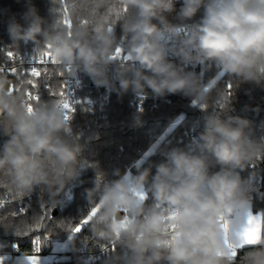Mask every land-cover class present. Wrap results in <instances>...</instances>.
<instances>
[{"label":"clouds","instance_id":"9594fccd","mask_svg":"<svg viewBox=\"0 0 264 264\" xmlns=\"http://www.w3.org/2000/svg\"><path fill=\"white\" fill-rule=\"evenodd\" d=\"M176 2L123 0L128 12L120 29L129 62L113 59L121 47L115 31L78 22L70 30L57 28L33 0H24V10L8 15L5 23L13 43L50 45L60 65L71 66L72 76L86 74L97 87L121 96L129 90L148 95L150 89L160 98L171 94L208 104L211 88L191 70L193 65L219 66L242 83L264 87V0H182L179 9ZM93 7L92 0H78L69 13L83 19L93 15ZM12 86L0 74V129L8 137L0 145V172L9 175L17 192L45 193L54 209L80 175L82 147L56 101L29 113L25 90L10 91ZM245 95L249 99L242 110L259 111L251 89ZM229 112L204 114L194 148L160 146L164 161L139 166L131 176L117 170L118 179L85 189L88 205H99L93 235L115 241L119 249L106 253L102 264H234L219 217L252 207L258 188L242 173L264 157V137L256 135L251 121ZM141 190L151 194V203L140 201ZM124 209L127 216L121 214ZM171 212L176 215L169 220ZM172 224L176 239L169 247L164 241L173 235ZM8 247L0 241V255ZM28 257L22 252L15 264H29ZM76 264H85L84 258ZM242 264H264V239L246 252Z\"/></svg>","mask_w":264,"mask_h":264},{"label":"trees","instance_id":"16d2710c","mask_svg":"<svg viewBox=\"0 0 264 264\" xmlns=\"http://www.w3.org/2000/svg\"><path fill=\"white\" fill-rule=\"evenodd\" d=\"M70 4L77 3L78 0H67ZM33 3L40 9L43 16L56 19L58 13H53L52 8H59L61 5L54 0H33ZM182 0H177L175 7L180 8ZM121 7V0H108L100 6V16L103 17L109 9ZM10 10V11H8ZM24 10V0H0V48H4V53H0V63L8 62L7 51L11 50L17 54V58L31 60L36 46L41 49L45 45H34L32 43H13L7 31L5 20L11 13H20ZM203 13L196 17L200 19ZM69 18L73 23L77 22L69 13ZM115 18V11H112L110 19ZM22 22V21H21ZM120 20L117 21L114 31L122 36ZM176 24L181 22L173 21ZM191 23V22H190ZM108 27L107 22H99ZM97 24V25H98ZM96 25V26H97ZM92 27V26H91ZM94 29V27H92ZM9 64V63H8ZM50 72L64 71L65 76L50 75L45 82L40 78L41 83L34 94L41 96L40 104L56 101L59 97L52 96L49 89L58 92L64 87V80L68 79L67 68L59 66H47ZM21 73L27 72L28 68H18ZM191 70L201 72L202 81L208 85L217 74V66L214 65H193ZM83 88L77 93L75 112L72 114L71 125L76 136L77 143L82 147L81 166L96 165V167H82L78 178L69 183L65 192L59 197L60 203L53 209L47 195L42 191H34L29 194L17 192L11 185L10 177L7 173L0 172V200L5 202V207L0 208V241L7 242L9 247L5 253L12 252L15 248L13 244H18V257L22 252L28 255L46 256L52 253L56 243L68 244L67 250L58 255L52 264H76L78 257L85 260V264H102L105 252L93 258L92 256L102 251V247L107 246L109 252H116L117 245L112 250L113 241H105L97 238L91 231V224L86 226L81 233L72 235L67 225L75 226L91 208L85 198V189L94 187L97 175L102 176L100 184L118 179L116 171L123 174L130 172L133 166L147 167L149 163L155 165L165 160L159 152V147L169 142L171 146L187 147L185 143H180L181 139H188L204 130L203 116L207 112H213L211 106L221 98V90L227 88V83L231 80L233 88L229 103L225 109H216L214 113L222 114L229 112V115L238 116L241 119L251 121L257 136L264 137V87L255 84L242 83L238 78L225 74V77L217 81L210 89L211 99L209 110L194 109L191 100L179 95H168L156 101L153 99L151 90L148 91V99L144 101L142 107L132 105V91L118 95L111 88L108 94L104 87H97L86 74L79 73ZM20 90H31L26 83L21 87L20 76L12 74L6 75ZM251 89V94L256 98L259 111H243V106L248 102L245 90ZM155 104V106H154ZM143 111H140V109ZM88 109V110H85ZM226 118V117H222ZM177 120L180 123L177 124ZM175 125V127H173ZM77 136L79 139H77ZM8 137L0 129V145ZM161 138H164L163 140ZM167 141V142H165ZM157 145L154 149L153 146ZM255 165V169L253 168ZM218 170V168H217ZM155 172V167L152 169ZM245 177H250L257 186L258 191L253 196L252 210L255 214H264V157H259L252 161L246 171L242 173ZM71 197L70 199L68 197ZM47 206L49 216L40 223L42 227L37 228L36 222L43 214L40 202ZM152 198L150 194L149 202ZM24 206L28 209L26 213H19V208ZM17 212L12 216V212ZM56 211V214H54ZM125 213H122L124 215ZM31 229V231H29ZM17 231H24L26 235H16ZM72 238L69 239V236ZM39 237L42 250L35 253L33 241ZM73 244L75 250H73ZM253 246H245L237 250L234 257V264H242V259L246 252ZM7 264V261H5Z\"/></svg>","mask_w":264,"mask_h":264},{"label":"snow or ice","instance_id":"6c2138e0","mask_svg":"<svg viewBox=\"0 0 264 264\" xmlns=\"http://www.w3.org/2000/svg\"><path fill=\"white\" fill-rule=\"evenodd\" d=\"M54 2L59 3L61 7L59 8H52L53 13H58L55 23L57 28L60 27H66L69 30L71 29L73 22L69 18V3L67 0H54ZM103 3H107L108 0H102ZM92 3L94 5L93 7V15L87 18L79 19L77 22L81 25H88L96 28V25L99 22H107L108 23V31L112 32L115 29V25L117 21L121 20L122 16L125 15L128 12L127 6L123 4V0H121V7L118 9H109L108 12L105 13L103 17L100 16V3L98 0H92ZM112 11H115V18L110 19ZM70 35V31H69ZM126 41V35L121 36V47H118L116 49V52L113 56L114 60H119L121 62H129L131 61V56L128 55L123 48V45ZM51 46L45 45L43 49H41L40 46H36L33 55L31 57V60L28 61L30 68L27 72L21 73L19 69L15 66V61L17 60V54L11 50L7 51L6 57L8 60L13 62V66L10 68H5L4 66H0V74H4L5 72L10 73L15 76H20L21 79L19 80V84L22 87L23 84H27L30 86L29 91L26 93L27 98V109L28 112L31 113L33 111L34 106L40 105L41 96L39 94H34V91L38 89L41 80L40 78H43L46 82L50 75H59L61 77L65 76L64 71L59 72H50L47 65H60V62L55 59V57L51 53ZM4 48H0V53H4ZM19 64L22 66L25 64V60L20 57L19 58ZM37 65H44L45 67H39ZM217 74L215 79H213L209 84L208 88H212L217 81L221 80V78L225 77L226 72L224 70H221L219 66H217ZM72 68L71 66L67 67V73L69 76H72ZM201 75H204L203 72H201ZM67 80H64V87L60 88L58 92L52 91L49 89V92L52 96L59 97L56 102L59 106H61L65 111V119L67 121H70L72 119V113L75 112V105L81 103L80 101L73 100L70 97L69 92L67 91ZM233 88V84L231 80L227 83V88L221 90V98L217 100L212 106L211 110L215 112L216 109H225L229 103V100L231 96L233 95V92L231 89ZM20 90L16 86H12L10 91ZM208 90V89H206ZM35 102V103H33ZM141 103H143V96H141ZM191 105L194 109H200V110H209L210 105L209 104H201L199 101L193 99L191 100ZM88 110V109H85ZM140 111H143L141 108ZM180 123V120H177V124ZM175 127V125L173 126ZM77 139L79 137L77 136ZM162 140L164 138H161ZM167 142V141H165ZM157 145H154L153 148L155 149ZM82 167H91L94 168L96 165H87L84 164ZM255 165H253V168L255 169ZM103 180L102 176L97 175L95 182L97 184L101 183ZM139 199L140 201H145L150 199V194L146 190H141L139 193ZM71 198L70 196L68 197ZM154 207H159V204H154ZM0 207H3V201L0 200ZM41 209L44 210L43 214L39 217V219L36 222V227L40 228L42 227L41 221L44 220L46 217L49 216V210L47 209V206L43 203V201L40 202ZM28 209L24 206H21L19 208V213H26ZM99 212V205L95 207H91L87 214L83 216V218L75 224V226L67 225L68 231L72 235H76L81 233V231L88 225H90L93 221V218L97 215ZM127 209H124L125 216H127ZM12 216H16L17 212H12ZM176 213L171 212L169 214L168 219H174ZM234 213L232 210H229L227 215H222L219 217V223L222 228V236L225 243V246L229 249L231 256L234 258L237 255V250L242 249L245 246H253L258 244L262 239H264V214H254L251 210L244 213V219L243 222H239V217L237 216V220L234 222L233 220ZM0 224H3V219L0 218ZM235 225V226H234ZM176 228L177 226L175 224H172L170 226V231L173 233V235L164 243L171 247L173 241L176 239ZM31 231V229H29ZM27 233L24 231H17L16 235H26ZM72 235L69 236V239L72 238ZM34 251L35 253H40L42 250L41 247V241L40 238L37 237L34 241ZM115 241L112 243V250L115 249ZM13 248L18 249V244H13ZM102 251L107 253L109 249L107 246L102 247ZM8 260L7 256L0 255V264H5V261ZM29 264H40V257L39 255H30L28 257Z\"/></svg>","mask_w":264,"mask_h":264},{"label":"built area","instance_id":"2783aa9c","mask_svg":"<svg viewBox=\"0 0 264 264\" xmlns=\"http://www.w3.org/2000/svg\"><path fill=\"white\" fill-rule=\"evenodd\" d=\"M185 31H187V28H185ZM24 60H25V64L21 66L19 64V58H17V60L15 61V66L17 68H24V69L28 68L29 69L30 65H29L28 61H30V60H27V59H24ZM118 62H121V61L118 60ZM49 65H51V64H49ZM49 65H47V66H49ZM0 66H4L7 69V68H10V67L13 66V62L8 60V62L0 63ZM37 66L45 67L44 65H37ZM52 66H59V65H52ZM7 74H9V73H7V72L4 73V75H7ZM66 87H67V91L70 94V97L73 100L77 101V98H76L77 97V93L79 91H81L82 88H83L80 74L78 73L76 76H69L68 79H67ZM104 88H105V93L107 95L109 88H107V87H104ZM141 96H143V103H144V101H146L148 99V97L146 95H137L134 92H132V100H131L132 105H138L139 107H142L143 103H141ZM153 99H154V101H156L158 99V97L154 95ZM33 103H35V102H33ZM154 106H155V104H154ZM75 107H76V105H75ZM70 122H71V120H70ZM179 142L183 143V144L185 143L186 145L190 146L191 149H192V148L195 147L196 138H195V136H190L188 139L179 140ZM165 145H169L170 146L169 142H167ZM4 207H5V202H3V207H0V208H4ZM18 253H19V251L17 249H15L12 252H7V253L3 254L5 256H7V258H8V260H6L7 264H15V261L19 258L18 257ZM102 253H104V252L103 251L98 252L97 254L93 255L92 257L95 258L96 256H99Z\"/></svg>","mask_w":264,"mask_h":264},{"label":"rangeland","instance_id":"374dc122","mask_svg":"<svg viewBox=\"0 0 264 264\" xmlns=\"http://www.w3.org/2000/svg\"><path fill=\"white\" fill-rule=\"evenodd\" d=\"M127 174L131 176L130 172H128ZM250 210L253 212L252 207L250 208ZM237 216L239 217V222H243L244 213L235 212L233 215L234 222L237 220ZM67 247H68V244L56 243L51 254L46 255V256H39L40 264H52L53 260L58 255L64 253L67 250Z\"/></svg>","mask_w":264,"mask_h":264},{"label":"water","instance_id":"95a60500","mask_svg":"<svg viewBox=\"0 0 264 264\" xmlns=\"http://www.w3.org/2000/svg\"><path fill=\"white\" fill-rule=\"evenodd\" d=\"M130 173L131 175H135L137 173V166H133L131 169H130ZM56 214V211H54V214ZM122 214V213H121Z\"/></svg>","mask_w":264,"mask_h":264}]
</instances>
